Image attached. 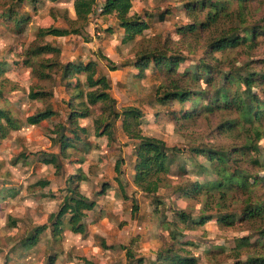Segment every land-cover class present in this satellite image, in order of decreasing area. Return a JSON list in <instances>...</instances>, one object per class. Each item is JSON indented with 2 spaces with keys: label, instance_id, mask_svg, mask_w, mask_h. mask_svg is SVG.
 I'll use <instances>...</instances> for the list:
<instances>
[{
  "label": "rangeland",
  "instance_id": "374dc122",
  "mask_svg": "<svg viewBox=\"0 0 264 264\" xmlns=\"http://www.w3.org/2000/svg\"><path fill=\"white\" fill-rule=\"evenodd\" d=\"M105 1L98 0L89 25L85 29L79 28V34L47 36L43 38V43L61 50L59 60L63 64L79 61L99 64L101 72L110 81V93L117 101L118 111L130 106L140 109L144 115L143 134L164 141L171 152L174 150L172 153L178 158V165L172 166L171 174L157 195H146L135 186V142L126 137L121 123L118 122L119 140L113 146H108L106 138L95 136L92 120L89 119L82 124L88 128L92 147L87 153L72 152L69 160L61 157L63 169L59 175L55 174L54 168L46 165L43 158L60 153L59 145L53 141L56 137L54 131L55 125L66 124L69 94L59 74H53L49 80H39L23 62L26 52L34 45L39 29L54 27L73 31L79 27L73 24L76 20L75 0H58L57 3L45 0L44 6L36 13L26 8L24 11L30 12L31 21L23 33L15 32L1 19L4 6H0V63L6 62L5 72L0 76L3 91L0 107L10 110L19 124V129L10 132L0 143V264H47L48 257L54 254L56 264H140L139 260H142V264H156V254L163 238H166L162 221L165 218L174 220L182 228V223L174 216L175 210L184 209L194 216L203 214L198 200L181 199L175 193L179 184L188 180H203L198 165L206 161L201 156H193L191 149L202 145L223 148L236 141L233 136L216 131L222 119H234L236 114L216 113L190 122H174L168 112H178L181 106L175 103L173 107H165L156 100L157 88L165 81L164 75H159L151 66L140 76L130 63L133 62L131 58L138 42L148 40L150 44H156L153 38L161 37L162 44L184 50L187 60L180 66L181 72L193 67L202 58V51L190 46V52L186 49L190 44L176 46L184 40L176 29L202 20L205 16L190 15L184 11L182 0H134L131 15L149 12L155 17L151 21V28L129 44L123 43L125 34L118 28L116 15H101ZM164 11L169 12V17L165 22H159L157 18ZM244 14L248 26L263 23L264 0L250 3ZM241 30L244 32V29ZM208 35L209 32L204 33L201 42ZM258 40L262 42L259 45V56L262 57L264 37ZM217 56L220 57V54ZM246 61L240 60V63ZM34 88L53 92L49 103L59 113V118L38 126L27 124L29 116L46 108V104L29 99V93ZM261 144L264 147V141ZM182 164L187 170L185 175L179 173ZM80 170L87 176L80 191L98 204L84 220L87 233L74 234L65 227L64 233L55 240L50 231H46L35 248L17 249L21 239L34 228L49 224L50 216L58 211L67 194L66 178ZM44 181L49 185L42 187L38 184ZM105 183L110 184L111 188L100 198ZM1 185H7L9 192L5 195L2 194L4 189ZM12 190L15 192L13 196L10 194ZM230 212L239 215L242 208L238 205ZM211 214L216 215L217 212L212 211ZM254 233L255 230L245 223L237 222L233 228L225 229L211 222L196 230H187L186 239L197 246L191 250L198 264H233L236 261L233 255L235 240ZM255 238L253 236V240ZM219 248H223L224 252H213ZM128 249L132 251L133 258L127 255Z\"/></svg>",
  "mask_w": 264,
  "mask_h": 264
},
{
  "label": "trees",
  "instance_id": "16d2710c",
  "mask_svg": "<svg viewBox=\"0 0 264 264\" xmlns=\"http://www.w3.org/2000/svg\"><path fill=\"white\" fill-rule=\"evenodd\" d=\"M133 1L106 0L101 9V15H116L118 28L125 34L123 43L129 44L151 28V21L155 17L149 12L131 15ZM254 1L182 0L184 11L190 15L205 16L202 20L176 29L186 40L176 46L190 44L186 49L191 52L190 46H195V50L202 51L203 55L193 67H187L183 72L180 66L187 60L184 50L162 44L161 37L153 38L156 44L141 40L132 54L133 62L130 63L140 76L151 66L159 75H164L165 81L157 88L156 100L165 107H173L175 103L181 106L178 112H168L174 122H190L203 115L216 113L236 114L234 119H222L216 127L219 134L236 138L231 145L223 148L202 145L191 149L193 156H201L206 161L198 165L203 180H188L179 184L175 193L181 199L198 200L203 214L194 216L184 209L175 210L174 216L182 223V228L174 220L165 218L162 221L166 238H163L156 254V264H198L191 250L197 246L186 239V232L211 222L225 229L233 228L237 222L245 223L248 228L255 230V235L235 240L233 255L236 261L233 264H264V147L261 144L264 141V55L259 56L262 42L258 40L264 37V20L263 23L248 26L244 14ZM44 4L45 0H0V6H4L1 19L15 32L23 33L31 21L30 12L36 13ZM97 5L98 0H75L76 20L73 24L79 27L73 31L41 28L34 45L26 52L23 64L31 69L37 79L49 80L57 73L69 94L66 124L55 125L54 131L56 137L53 141L59 145L60 153L46 155L43 162L51 165L55 174L59 175L63 169L61 157L69 160L72 152L87 153L92 147L88 128L82 124L83 121L91 119L95 136L106 138L108 146H113L119 140L117 130L120 122L126 137L135 142V186L146 195L155 196L171 174L172 166L178 165V158L172 153L174 150L171 152L164 141L143 134L144 115L140 109L130 106L118 111L117 101L110 93V81L101 72L99 64L94 61L63 64L59 60L61 50L43 43V38L47 36L79 34V28L85 29L89 25ZM26 8L30 12L24 11ZM168 14V11L160 13L158 21L165 22ZM67 20L72 23L68 17ZM229 24L232 26H227ZM207 32V39L201 42L203 34ZM240 60L247 61L242 64ZM5 63H0V76L5 72ZM52 96L53 92L41 88L31 90L29 99L46 104V108L29 116L27 124L38 126L59 118V113L49 103ZM18 129V120L13 113L0 107V143L10 132ZM183 166L179 167V173L185 175L187 170ZM86 180L87 176L81 170L70 174L65 182L67 194L58 211L50 216L49 224L34 228L21 239L17 249L35 248L46 231H50L55 240L64 233L65 227L74 234H86L84 220L87 213L95 211L98 205L80 191L81 184ZM38 184L46 187L49 182ZM6 186L1 185L4 195L9 192ZM110 188V184L105 183L99 197L104 196ZM13 193L14 190L10 191L12 196ZM238 205L242 208L241 214L230 212ZM212 211L217 214L212 215ZM12 224L16 226L15 221ZM253 236L256 237L254 240ZM213 252L220 254L224 250L219 248ZM127 255L134 257L130 249ZM56 259V254L49 256L47 264H56ZM139 263L142 264V260Z\"/></svg>",
  "mask_w": 264,
  "mask_h": 264
}]
</instances>
